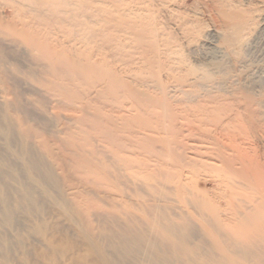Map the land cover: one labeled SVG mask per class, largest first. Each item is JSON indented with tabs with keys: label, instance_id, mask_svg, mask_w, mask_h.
Instances as JSON below:
<instances>
[{
	"label": "bare ground",
	"instance_id": "bare-ground-1",
	"mask_svg": "<svg viewBox=\"0 0 264 264\" xmlns=\"http://www.w3.org/2000/svg\"><path fill=\"white\" fill-rule=\"evenodd\" d=\"M89 1L4 0L3 9L6 6L12 9L10 17L0 10V35L18 45L13 49L0 42V83L13 98L0 102V264H264V181L260 182L261 187L256 186L259 193L255 190L263 197H236L224 203L219 200L218 206L207 194L190 191L185 174H151L148 170L138 174L143 171H138L137 161L130 157L144 152L158 165L163 164L166 152L156 149L157 142L174 154L177 138L152 139L145 131L177 133V127L164 120L175 119L176 104L183 110L197 111L206 121H213L225 137L226 142L221 143L216 156L230 172L220 182L232 189L241 180L238 176L264 174L258 151L246 147L250 135L242 137L240 131L233 133L243 114L247 113L250 122L258 117L257 107L264 101L254 97L251 89L239 87L235 90L240 98L235 104L223 102L224 92L230 91L216 72L226 73L224 62L216 63L214 69L192 67L187 78L177 79L174 69L161 57L164 52L161 45L169 48L168 40L163 38L158 26L139 22L140 16L134 12L131 17L117 10L121 14L113 17L114 12L109 14V11L104 19L129 33L140 48L139 61L157 67L158 71L130 81L103 68V60L95 59L94 51L83 48L96 41L98 35L91 24L100 19L101 8L96 7L98 1ZM196 1L202 2L207 11L220 10L226 18H231L223 26L232 33L224 35L222 40L228 49L239 54L250 18L238 11H227L228 0ZM235 3L229 7H237ZM124 15L129 17L123 18ZM98 49L101 50L100 46ZM24 54L30 63H40L41 66L33 63L41 67L35 66L39 72L24 62ZM134 63L135 59L131 58L130 64ZM162 72L169 81L172 78L177 82L173 88L166 85ZM22 73L45 89L46 93L40 89L41 94L44 92L47 97L48 93L49 97L67 103L66 107L61 106L77 114L72 117L73 125L81 132H71L66 123L61 131L65 137L50 136L55 134L51 120L33 110L24 99L27 92L35 94L40 87L36 83L37 90L26 89L17 77ZM147 76L155 83L154 91L149 90ZM102 83L105 85L101 86ZM113 92L130 98L138 114L152 116V124L142 120L134 124V118L129 115L103 106L100 100ZM41 94L35 98L44 107ZM155 106L163 112L156 115V111L149 110ZM260 126V137H264V123ZM48 136L54 140L64 137L63 143L73 147L70 155L88 173L81 174V180L77 178V181L71 177L68 189L74 193L81 185L87 186L84 191L97 199V205L82 200L81 212L76 209L79 205L76 203L81 202H76V196V208L69 203L68 189L64 188L68 186H62L51 162L36 150L33 142L38 140L39 145L51 150ZM100 146L107 147L114 159L106 158V150ZM179 148L184 153L177 151L175 162L195 168L185 152L194 148L183 143ZM119 165L129 166L133 173L122 174ZM91 171L97 174H89ZM177 200L195 214L181 205L179 210L173 208L172 202Z\"/></svg>",
	"mask_w": 264,
	"mask_h": 264
},
{
	"label": "rangeland",
	"instance_id": "rangeland-1",
	"mask_svg": "<svg viewBox=\"0 0 264 264\" xmlns=\"http://www.w3.org/2000/svg\"><path fill=\"white\" fill-rule=\"evenodd\" d=\"M96 1H98V5H96V7L101 8L99 12L100 19H98L97 23L91 25L95 27L96 34L98 35L95 36L96 41H92L91 43L86 44V46L84 45L83 48H85L89 52L94 51V58L103 60V68L111 69L115 73H117V75L122 76L123 78L128 79L130 81L134 80V78H141V76L144 74L148 75V73L151 71H158L157 67L147 65V63L145 64L142 60L139 61L140 48L138 47V44L134 41V39L129 35V33L124 30H121L120 28L113 27L104 19V16H106L109 11V14H111V12H114L112 15L113 17L118 14H121L120 12H125L129 15L131 14V17H133L134 12L138 14V16H140L139 22L142 21L148 25L158 26L160 28V33L162 34L163 38L168 40L169 48H166V46H164L163 44L161 45V48L164 51L162 52L161 57L168 67H172L174 69V74L177 79L179 77L187 78V75L189 74L190 69L192 67L212 69L216 63L224 62L226 65V73L223 74L222 72H216V75L219 79L224 78L222 80L225 82V88L227 89V91H230L224 92V97L222 99L223 102L235 104V101H237V98L239 97L238 94H236L237 92L235 89H238L239 87L251 89L254 93V97H256L258 100L264 101V0H234L238 1L236 3L228 0L229 3L225 2L227 11H238L241 13V16L250 18L249 26L246 32V41L242 47V51L239 54L233 52V49L231 48L228 49L222 40V37L224 35L232 33V30H229L225 26H223V24H225L226 22H230L231 18H226L220 10H205L202 5V2L198 4L196 0ZM88 2L91 1L88 0ZM4 3V0H0V10L3 12L5 17L9 18L12 9L9 6H6L3 9ZM230 3H235L237 7H229ZM117 10H120V12H118ZM90 12L91 10L89 9L88 14H90ZM129 15H124L125 17L123 18L127 19ZM1 41L4 42L9 48H18V45L13 43V41H11L8 37L0 35V42ZM99 46L101 50L98 49ZM28 58V55H25L24 62L26 64L28 63L27 65L30 68L32 66L34 67V69H36L37 72H39L37 68L39 69L41 67H38L36 65L38 64L39 66H41L40 63H36V61H31L30 63V58ZM131 58H134L136 63L130 64ZM33 63H36L35 66L37 68L34 66ZM8 66L11 67L10 64H8ZM29 67H26V70H29ZM216 71L219 70L216 69ZM26 75L23 73L17 75V77L21 80V84H25L24 86H26V89L27 87L28 89L30 87H34L32 89L37 90L40 85H38L35 80H30L31 77L29 78V76ZM161 75L166 85L170 86V88H173L172 86H175V84H177V82L174 81L172 78L169 81L166 78L165 72H162ZM149 76H147V78L149 79L148 84L150 85L149 90L154 91L155 83ZM36 77H38V75H36ZM191 79H193V77ZM36 83L39 87H36ZM32 84L35 86H33ZM102 85H105V83H102L101 86ZM42 88L43 87H40L37 90V92L39 93L36 92L35 94H31L30 92H27L25 94V97H28H24V99L27 101V103L29 102L31 104V108L33 110L37 112L40 111L44 115L46 114L49 120H51V125L53 127L52 129H54L53 134H55L52 135L51 133L50 136H52L53 138L55 136V138L57 139L58 137H60V135L65 137V134H63L61 131L66 128L67 124L71 132H81L79 127H75L73 125L74 121L72 117H76L77 114H74L68 110H64L63 106L61 105H64V107H66L67 103H63V100V102L61 103V98H53V96L49 97L50 95L48 93L46 97V91ZM40 89L42 91H45V93L43 92V94H41L42 91L40 92ZM214 90V93L218 94L216 92V89ZM2 92H5V90L3 84L0 83L1 103L7 100L11 101L13 99L12 95H10L8 92V95L6 92L5 94ZM37 94L38 96L41 94V96L44 97V107H42V105H39L40 103L36 101V98L38 97ZM92 95L95 97V93H93ZM108 96L109 97L100 100L101 104L103 106H105L106 104V107L113 108L114 111H122V113L134 118V124L138 125L139 122L141 123V120L144 122L146 121V123H149V121H151V124L152 121H154L152 120V118H150L152 117L150 115H143L141 112V114H138V112L131 106V99L123 97L121 92H117L116 94H114L113 92V94L110 93ZM33 99L35 100V102ZM58 100L61 103L60 105H58L57 103L59 102ZM54 104L55 107H53ZM177 106L178 105L176 104L173 106L177 110L175 119L171 122L169 117L164 119L166 124L172 123V126L175 125L177 127V133H173L174 136L172 134L173 131L169 132L165 130V133L164 130L163 132H153L150 130L145 131V133H147V136L152 139H159L160 137H169V139L177 138V143H175L173 146L175 150L174 154H170V152L163 148L162 142H157L155 144L156 149L160 151L165 150L166 152L164 153L165 155L163 157V160L165 161L161 165H158V163L154 161L153 158L146 156V153L144 152H142V154L137 153L134 155H130L133 160L137 161L136 165L138 167L136 168H138V171H143L138 174H145V171L147 170L151 174H185L184 179L189 182L188 189L190 191H194L200 194H207L208 198L218 206L220 204L219 200L220 202L224 203L225 201L233 200L236 197L247 196L246 198H248L252 195L256 198H258V196L259 198L263 197L261 195L262 193H260L261 196L259 194H256L259 190V188H257L256 186H258L257 184H260V182L264 181V174H262L263 176L261 174H254V176L253 174H245L246 176L242 175L243 177L238 176V180H241H237L238 185L236 187L231 186L232 189L230 188V185H228L229 187H226L227 184L225 185V183L223 186L220 180L221 178L224 179L226 174L228 175L230 174V172L223 167V164L218 160L219 158L216 156V153L218 151L219 146H221V143L223 144L226 142L225 137L220 134L219 130H217V126L213 121H206L202 119L203 116H201V114H199L197 111H186L181 109L182 107ZM42 108H44L43 111H41ZM257 108L258 109L256 115L258 117H256L250 122L246 118L247 113L243 114V119L239 120V125L237 124V127H239L235 129L233 133L238 134V132L240 131L242 137H247L248 135H250L249 138L251 141L250 144L246 145V147L255 148L256 151H258L260 157L259 162L261 163V165L264 166V137H260L261 132H259L261 128L260 124L264 123V102L261 106H258ZM149 110L153 113H155L156 111V115H158L159 112H163V109L161 107L156 106L149 107ZM156 115L153 118L155 120ZM66 116L70 117V119L68 118L69 122H67ZM222 116L223 114L221 115V117ZM254 130H256L257 132H255L254 137H251L252 132H254ZM50 136H48V138ZM62 136L61 138H59L60 140H54L55 138L53 139L52 137H50L51 139H48L51 150H47L43 146L39 145L38 140L36 141L34 139L33 142L36 150L42 152L43 155L46 156L51 162V165L54 168L53 170L55 171L57 176L60 177L59 181L62 183V186H68V184H70V179L76 177L73 180H76L77 178L81 180V174L88 173H86L87 171H85V168H83L82 165L77 163V161L74 160V157L70 155L69 152L70 150H73V147L65 145L63 143L64 137L62 138ZM181 143L185 144L187 147L194 148L187 149L185 152L188 158H191L187 159L190 160L193 165H195V168L189 166L182 167L180 166L178 161L177 163L175 162V153H177V151H181L184 153V151L179 148V144ZM100 148L106 150V158H108L109 160L114 159V154H112L109 149H107V147L105 148L100 146ZM143 162L146 163L147 166L146 164L144 165ZM139 166H141V168H139ZM128 167L129 166L119 165V170L122 174H132L133 170L128 169ZM89 174H97V171H91ZM191 174L198 175L195 176ZM248 175L252 177H248ZM68 176L70 178H68ZM255 176L256 178L259 177L257 179L258 182L257 180H255ZM243 179L246 180V182ZM66 180H68L69 182ZM241 181H244V184H242ZM248 181L252 184H247ZM64 182L65 185L63 184ZM173 184L174 183H171L170 185L172 186ZM249 185H251L250 187L252 188H249ZM261 186L262 185L260 184V186L258 187ZM84 187L87 188V186L81 185L79 189L74 191V193L73 191H70V189H68L69 186L64 187L68 189V196H66L69 200V203L73 207H75L76 204H79L78 206H76L77 208L75 207L77 210H80V205H83L82 200L86 203L89 202L90 205H97L98 203L96 202L97 199L94 198V196H90L92 197L90 198L86 194V192L84 191ZM253 190H257V192H254ZM81 192L82 195H84L83 197L81 195ZM86 197H88L89 199ZM75 199H77L76 202H78L79 200L81 202L79 201L80 203H76ZM90 199L94 201L92 202ZM172 203L174 204V206L172 204L171 205L175 209H178V206L180 207L181 205L183 209L190 210L195 214V211L191 210L192 208L183 207L178 200L177 202L174 201ZM97 209L93 210L95 211ZM64 223L67 225L66 222ZM198 227L201 228L200 225H198ZM205 237L207 238V240H211L209 236Z\"/></svg>",
	"mask_w": 264,
	"mask_h": 264
}]
</instances>
